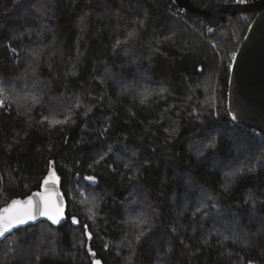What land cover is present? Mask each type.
<instances>
[{"label":"trees","instance_id":"obj_1","mask_svg":"<svg viewBox=\"0 0 264 264\" xmlns=\"http://www.w3.org/2000/svg\"><path fill=\"white\" fill-rule=\"evenodd\" d=\"M256 13L209 34L174 0H0V210L52 166L68 203L0 264H264V134L228 108Z\"/></svg>","mask_w":264,"mask_h":264},{"label":"water","instance_id":"obj_2","mask_svg":"<svg viewBox=\"0 0 264 264\" xmlns=\"http://www.w3.org/2000/svg\"><path fill=\"white\" fill-rule=\"evenodd\" d=\"M174 3L202 18L210 27L209 34H214L228 15L254 10L257 12L234 56L229 80L228 108L233 121L238 126L257 129L264 134V0L247 3L238 0L228 3L220 0H174ZM45 179H48L47 184L44 183ZM29 197L34 203L40 202L42 208L44 207L43 198L51 197L62 212L55 215V209H53L52 218L37 214L34 219H27L23 223L8 227L0 237L26 224L43 220L59 224L66 218L68 203L61 188L60 178L53 166L42 180L39 190L17 201L24 202Z\"/></svg>","mask_w":264,"mask_h":264},{"label":"snow or ice","instance_id":"obj_3","mask_svg":"<svg viewBox=\"0 0 264 264\" xmlns=\"http://www.w3.org/2000/svg\"><path fill=\"white\" fill-rule=\"evenodd\" d=\"M89 179L93 178L89 177ZM44 183L47 184L48 179H45ZM43 203L44 207L42 208L40 202L34 203L32 198L29 197L24 202L14 200L8 208L0 210V236L13 224L23 223L27 219H34L37 214L47 215L52 218L53 209H55V215H59L62 212V209L57 207L56 201L52 200L51 197H44ZM73 219L75 220V218ZM139 238L138 236L137 240ZM96 264H99V261Z\"/></svg>","mask_w":264,"mask_h":264},{"label":"built area","instance_id":"obj_4","mask_svg":"<svg viewBox=\"0 0 264 264\" xmlns=\"http://www.w3.org/2000/svg\"><path fill=\"white\" fill-rule=\"evenodd\" d=\"M238 1H241V2H244V3H247V2H253V0H238ZM182 9V7H179V10ZM184 9V8H183Z\"/></svg>","mask_w":264,"mask_h":264}]
</instances>
